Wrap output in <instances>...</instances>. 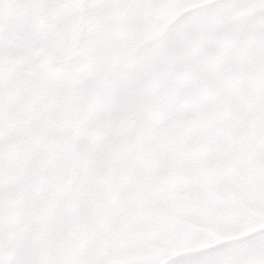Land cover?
<instances>
[{
    "label": "snow or ice",
    "instance_id": "obj_1",
    "mask_svg": "<svg viewBox=\"0 0 264 264\" xmlns=\"http://www.w3.org/2000/svg\"><path fill=\"white\" fill-rule=\"evenodd\" d=\"M0 264H264V0H0Z\"/></svg>",
    "mask_w": 264,
    "mask_h": 264
}]
</instances>
